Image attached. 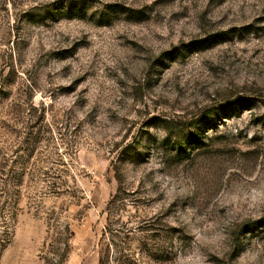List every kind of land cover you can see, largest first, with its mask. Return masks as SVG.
Returning a JSON list of instances; mask_svg holds the SVG:
<instances>
[{
	"label": "rangeland",
	"instance_id": "374dc122",
	"mask_svg": "<svg viewBox=\"0 0 264 264\" xmlns=\"http://www.w3.org/2000/svg\"><path fill=\"white\" fill-rule=\"evenodd\" d=\"M100 252L264 264V0H0V264Z\"/></svg>",
	"mask_w": 264,
	"mask_h": 264
},
{
	"label": "trees",
	"instance_id": "16d2710c",
	"mask_svg": "<svg viewBox=\"0 0 264 264\" xmlns=\"http://www.w3.org/2000/svg\"><path fill=\"white\" fill-rule=\"evenodd\" d=\"M83 8H84L83 6H79L77 4L70 5L66 7L64 11V15H67V16L74 15L75 17L81 18L84 13ZM173 148L175 149L176 156H179L182 153H184V145H182L181 142L175 143ZM100 255L101 257L99 258V264H103V259H104L103 253L100 252Z\"/></svg>",
	"mask_w": 264,
	"mask_h": 264
}]
</instances>
